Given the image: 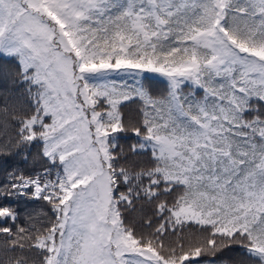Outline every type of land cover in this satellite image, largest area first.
I'll return each instance as SVG.
<instances>
[{"label":"snow or ice","instance_id":"6c2138e0","mask_svg":"<svg viewBox=\"0 0 264 264\" xmlns=\"http://www.w3.org/2000/svg\"><path fill=\"white\" fill-rule=\"evenodd\" d=\"M0 264H264V0H0Z\"/></svg>","mask_w":264,"mask_h":264},{"label":"trees","instance_id":"16d2710c","mask_svg":"<svg viewBox=\"0 0 264 264\" xmlns=\"http://www.w3.org/2000/svg\"><path fill=\"white\" fill-rule=\"evenodd\" d=\"M159 79H162V78H159ZM134 109H135V105H129L128 107H126L125 109H123V111L125 113V117L127 118L129 115L133 114V110ZM116 135H118V137H119L118 143L120 144V146L122 148L125 149V151L128 149V147L130 145H132L133 143H135V137L130 132L119 133V134H116ZM41 203L42 202L37 201L36 204L28 205V207L29 208H39V206H40ZM21 206H23V205H21ZM228 255H235V253H229Z\"/></svg>","mask_w":264,"mask_h":264}]
</instances>
